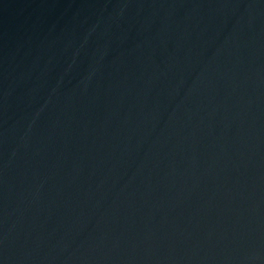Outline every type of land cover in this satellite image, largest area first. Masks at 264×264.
<instances>
[{
    "label": "water",
    "instance_id": "1",
    "mask_svg": "<svg viewBox=\"0 0 264 264\" xmlns=\"http://www.w3.org/2000/svg\"><path fill=\"white\" fill-rule=\"evenodd\" d=\"M0 264H264V0H0Z\"/></svg>",
    "mask_w": 264,
    "mask_h": 264
}]
</instances>
